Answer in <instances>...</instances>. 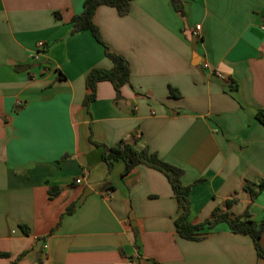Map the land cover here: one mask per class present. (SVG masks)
I'll return each mask as SVG.
<instances>
[{
	"label": "crops",
	"instance_id": "obj_1",
	"mask_svg": "<svg viewBox=\"0 0 264 264\" xmlns=\"http://www.w3.org/2000/svg\"><path fill=\"white\" fill-rule=\"evenodd\" d=\"M181 1L184 17L171 0H132L125 16L97 10L131 78L118 102L99 83L87 108V75L113 63L90 31L71 33L86 0H0V264H264L225 223L181 238L162 173L122 177L123 161H102L121 141L148 148L192 186L189 223L220 208L264 225V191L243 190L264 179V0Z\"/></svg>",
	"mask_w": 264,
	"mask_h": 264
},
{
	"label": "trees",
	"instance_id": "obj_2",
	"mask_svg": "<svg viewBox=\"0 0 264 264\" xmlns=\"http://www.w3.org/2000/svg\"><path fill=\"white\" fill-rule=\"evenodd\" d=\"M131 1L132 0H86L83 12L74 16L71 20V33L74 35L81 31H90L95 41L103 47L105 56L113 63V67L110 70L95 68L87 75V94L84 99V106L87 108L96 100V90L99 83L110 82L113 85L116 92V102L122 99L121 89L130 83L131 68L128 60L120 54L113 52L104 42L99 28L94 23V17L97 10L103 6L116 8L120 16H125L130 11ZM171 4L175 11L184 17L185 10L182 6V1L171 0ZM56 16L58 17V15ZM61 78L64 79L65 77L61 75ZM174 93V90L171 89V95H175ZM255 117L257 121L264 126V109L258 110ZM102 161L107 165L109 170L112 169L116 162L123 161L125 163V170L122 177L130 174L138 166H146L162 173L168 179L178 202L180 214L175 221V226L181 238L190 241L199 240L204 229L212 230L218 224L225 223L233 233L250 236L258 256L264 259V248L261 244L264 225L257 224L251 219L248 213L233 217L228 213L222 212L220 208H217L212 213L211 217L203 224L193 225L189 223L188 214L190 211L192 186H184L182 184V169L164 162L159 158L157 153L150 152L148 148L137 150L125 141H121L116 147H105ZM201 182L202 180L197 181L195 185ZM243 190L251 195L252 200H255L264 191V179L257 182H246ZM57 194H59L58 189L53 188L50 191L51 197H55ZM231 204L232 202H227L226 205L228 207ZM21 228L25 234H28L27 227L23 226ZM0 256L6 257L7 254H0Z\"/></svg>",
	"mask_w": 264,
	"mask_h": 264
},
{
	"label": "built area",
	"instance_id": "obj_3",
	"mask_svg": "<svg viewBox=\"0 0 264 264\" xmlns=\"http://www.w3.org/2000/svg\"><path fill=\"white\" fill-rule=\"evenodd\" d=\"M200 29L201 28L199 26L196 28V30L194 31V35L195 36H198V34L200 32ZM44 50H45V44L43 42H38L37 51H36V54L34 56V59L38 60L40 55L44 52ZM208 67H209L208 65H205V68H208ZM213 73H214V76L217 79L221 80L227 87H231L232 86L231 81L228 80L224 74L220 73L219 71H214ZM77 183H81V181L78 180Z\"/></svg>",
	"mask_w": 264,
	"mask_h": 264
}]
</instances>
